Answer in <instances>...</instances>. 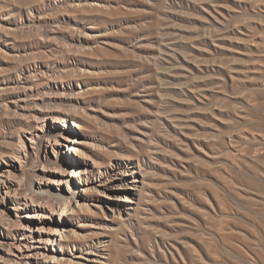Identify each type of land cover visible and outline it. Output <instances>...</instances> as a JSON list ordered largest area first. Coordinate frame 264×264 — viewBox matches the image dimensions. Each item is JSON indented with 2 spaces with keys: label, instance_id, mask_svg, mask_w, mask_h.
Returning a JSON list of instances; mask_svg holds the SVG:
<instances>
[{
  "label": "rangeland",
  "instance_id": "374dc122",
  "mask_svg": "<svg viewBox=\"0 0 264 264\" xmlns=\"http://www.w3.org/2000/svg\"><path fill=\"white\" fill-rule=\"evenodd\" d=\"M3 158L0 264L31 219L29 264H264V0H0Z\"/></svg>",
  "mask_w": 264,
  "mask_h": 264
},
{
  "label": "bare ground",
  "instance_id": "6f19581e",
  "mask_svg": "<svg viewBox=\"0 0 264 264\" xmlns=\"http://www.w3.org/2000/svg\"><path fill=\"white\" fill-rule=\"evenodd\" d=\"M73 124L75 127L79 128V129H82L84 127L83 124L81 122H78V121H74ZM67 140L71 141L73 143L78 142L77 138H71L70 137V138H67ZM23 146L24 147L19 146L17 148H14V150H15L14 152L17 153V154H13L14 157L16 155L15 161H18V158L20 157V155H19L20 153L26 151V145H23ZM75 164L78 165L79 163L76 162ZM2 165L3 166L8 165L10 167H2ZM13 166H16V164H14L13 162H9L4 158L0 160V189L2 187L4 179H6L7 177H11L13 175V173H12V167ZM130 171L127 168L125 170H123V169H120L119 167H117L116 170L113 169V172L112 171L111 172L106 171L104 173L100 172L98 177H97L98 183L94 186V189L97 190L99 195H101L100 199L105 204V207L113 213V215H115L116 213L121 214V212L124 210H126V214L130 213V209H131L132 205L130 206L129 202H131V199H129V197L127 195H126V198L122 199L119 194H116L117 189H122V188L125 189L126 188V190H127L130 188H134L135 185H137L136 182L138 179V174H135L136 170H133L132 172H130ZM74 172H75V174L67 175L66 179L69 180L72 175L81 177L80 172H78V170H75ZM81 183L85 184L86 182L82 181ZM85 188L86 187H84V189ZM110 200L111 201L115 200V201L111 202ZM25 201L27 202V200H25ZM31 202H32L31 203L32 205L35 204V201L33 199L31 200ZM77 204L83 206V205H87L89 203L78 202ZM25 205L29 206L28 203H25ZM33 216L34 215H30V217H33ZM6 220L8 221L10 219H6ZM14 221H15L14 225L16 226V228L18 230L17 232L20 235V237H18L17 245L16 246L14 245L16 250L13 252V254L18 259L17 262H19V263L24 262L25 264H29L30 258L35 257V256L40 254L41 251L39 249L41 247H43V245H41V244L42 243H50V240L52 239L53 236H49V237L45 236L44 237L43 232L45 233V230H44L45 227L40 225L38 222H36V220L31 219L27 222H21L20 220H14ZM2 222H4L3 219L0 220V224ZM46 232H47V230H46ZM48 232L50 233L49 235H56V236L58 235L61 237L63 236V231L60 230L59 227L54 228V230L52 229L51 231H48ZM16 239H17V237H16ZM3 242L6 243V240H4L3 237H0V243H3ZM81 253L82 254H73V256H75L77 258L85 259L87 261H103V260H106L109 258V254L106 251V249L104 247H100V246H94L93 249L89 248V249L81 250ZM56 261H57V259H56ZM80 261L78 263L83 264V262H80ZM15 262H16V259H15Z\"/></svg>",
  "mask_w": 264,
  "mask_h": 264
}]
</instances>
